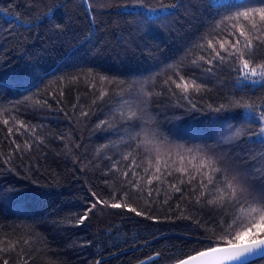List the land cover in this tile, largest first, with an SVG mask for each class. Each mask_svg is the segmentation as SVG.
<instances>
[{"label":"trees","instance_id":"1","mask_svg":"<svg viewBox=\"0 0 264 264\" xmlns=\"http://www.w3.org/2000/svg\"><path fill=\"white\" fill-rule=\"evenodd\" d=\"M219 2L227 6L209 7V0H0V240L20 241L0 252V264H172L185 257L181 250L192 254L196 237L225 234L227 225L217 226L225 210L197 204L200 178L194 191L193 184L179 183L186 177L176 171L195 172L189 161L197 149L241 175L264 163L257 159L264 145L246 135L229 142V126L256 127L245 118L247 110L217 114L207 107L259 101L264 88L239 89L231 65L209 74L210 65L192 63L211 54L201 48L207 40L227 37L226 25L217 23L235 6H262L261 0ZM170 4L176 7H162ZM177 72L206 86L189 94L199 111L189 112L175 84L165 83L169 77L179 82ZM102 90L108 95L100 100ZM130 110L142 114L135 128L122 119ZM217 115L235 119L216 121ZM157 166L161 179L149 184ZM91 193L145 215L98 205L77 226L95 199Z\"/></svg>","mask_w":264,"mask_h":264},{"label":"snow or ice","instance_id":"2","mask_svg":"<svg viewBox=\"0 0 264 264\" xmlns=\"http://www.w3.org/2000/svg\"><path fill=\"white\" fill-rule=\"evenodd\" d=\"M261 5L260 7L235 6L238 9L236 12L222 17L217 23V28L226 25L227 37L215 42L214 40H207L206 45H201V48L206 51L211 50V54L207 58L200 55L192 63L197 64L199 61H203L210 65L206 69L209 74H213V69L216 66L231 65V70L237 74L235 84L239 89L264 88V0H261ZM226 6L220 3L219 0H209V7ZM162 7L175 8L176 5L170 4ZM242 7L243 10H239ZM241 40H243V45ZM176 75L179 77V82L169 77V80L165 83L175 84L182 98L189 101V112L199 111L197 105L191 102L189 94L191 92L201 93L207 91L206 86L196 83L195 79H186L179 72ZM100 79L106 80L107 78L100 77ZM109 83H112V81H109ZM124 91H118L115 95L122 96ZM106 95H108V92L102 90L98 99L103 100ZM148 95H151V93H148ZM207 107L210 112L217 114L229 112L233 108L247 110L245 118L256 127L254 129L237 128L233 130L234 126H229V142L233 139L239 140L246 135L253 143L264 145V98L259 101L232 100L217 107H213L211 104ZM82 115H87V113H82ZM121 115L124 121L133 122L129 124L131 128L136 127L135 121L142 119L139 110H130L127 115L123 113ZM214 119L216 121L221 119L226 121L235 119V116L223 115L221 117V115H217ZM4 123L7 124L8 121L5 120ZM17 123L21 122L17 121ZM105 123V121H100V125ZM9 132L11 133V129H9ZM148 142L147 140L141 141V143ZM17 150H19V145H17ZM188 151L192 152L191 149ZM129 158H131V154L124 156V159ZM257 159L264 161V154ZM180 160L183 161L184 156L181 155ZM191 160H198L199 163L192 164ZM191 160L189 165L195 169V172L191 175L188 174L189 168L187 167L176 169L177 172L186 177V179H181L179 183L193 184V190L195 191L194 182L199 177V190L195 202L225 210V215L220 217L217 226L224 228L227 225V227L224 228L225 234L216 237L215 240L211 236L196 237V243L190 249L193 254H187L181 250L180 256L186 258L175 257L176 264H246L248 258L253 256L264 259V163H258L255 166V171L249 170L246 174L241 175L228 166L222 167V161L219 158H214L206 153L202 154L199 149H197L196 154L192 155ZM133 164H135L134 158ZM157 165H159V160H157ZM132 167V165H129L130 169ZM145 172H148L147 168ZM160 172L161 169L157 166V174L149 176L148 183L151 184L153 180H160ZM124 174L127 175L128 173L125 172ZM132 175L136 176L134 170ZM168 175H171V173L169 172ZM171 188L178 193L182 191L177 184H172ZM91 197L95 199L92 200L83 215H80L76 220L77 226L84 224L89 218V214L98 205H105L114 209L126 208L138 216L145 215V213L137 211L136 208L130 207L127 203L109 204L107 201L99 199L96 193H91ZM217 215L219 214L217 213ZM229 216L231 217V223H228L226 218ZM148 218L153 219L152 217ZM178 219L191 220L192 217L182 216ZM205 241L207 242L206 246L202 250H197L198 245L204 244ZM19 243V240L13 242L0 240V252L15 250ZM23 243L27 245L29 240L24 239ZM5 244H7V248H5ZM154 256L160 257L161 253H154ZM147 259L152 260L153 257L149 256ZM3 264H8V260H3ZM96 264H100V261H97ZM140 264H143V262H140Z\"/></svg>","mask_w":264,"mask_h":264},{"label":"water","instance_id":"3","mask_svg":"<svg viewBox=\"0 0 264 264\" xmlns=\"http://www.w3.org/2000/svg\"><path fill=\"white\" fill-rule=\"evenodd\" d=\"M192 254H193V253H192ZM183 258H186V257H183ZM183 258H181V259H183ZM255 259H259V257H255V256L250 257V258H248V260L246 261V263H247V262H250V261H252V260H255ZM172 264H176V262H174V263H172Z\"/></svg>","mask_w":264,"mask_h":264}]
</instances>
